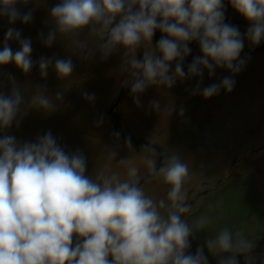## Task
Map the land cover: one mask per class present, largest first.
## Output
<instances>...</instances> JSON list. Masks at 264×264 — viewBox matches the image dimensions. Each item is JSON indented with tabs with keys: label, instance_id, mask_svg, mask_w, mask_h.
<instances>
[{
	"label": "clouds",
	"instance_id": "clouds-1",
	"mask_svg": "<svg viewBox=\"0 0 264 264\" xmlns=\"http://www.w3.org/2000/svg\"><path fill=\"white\" fill-rule=\"evenodd\" d=\"M17 3L27 0H0V16H6L9 23H29L32 13L21 14ZM229 3L249 22V42L259 45L264 41V0ZM223 8L222 0H61L50 10L54 27L43 43L51 47L60 36L75 49L91 54L94 42L104 58L123 48L125 70L132 78L131 93L139 104V94L149 86L171 88L177 79L192 76L202 80L205 69L209 76L217 68L227 69L232 76L242 71L243 39L238 28L224 22ZM86 29V37L94 36V41L81 38ZM156 30L164 35L153 48ZM9 40L18 41L20 50L13 53ZM193 41L198 42L202 55L193 59L185 73L182 64ZM141 47L145 50L138 59ZM31 51V41L9 28L0 65L14 63L28 73L33 67ZM173 61L175 70L170 73ZM50 65L53 60L49 58L39 60L42 77ZM53 66L61 79L73 72L70 59H56ZM232 76L202 91L197 84L193 94L199 92L208 99L221 89L231 92L235 86ZM61 98L58 93L56 99ZM22 102L13 81L10 95L0 94V129L11 127L14 121L19 126ZM152 103L158 110L159 103ZM30 104L44 110L55 107L40 92L31 97ZM144 151L155 153L150 147ZM107 154L115 160V151ZM117 163L127 166L126 179L115 173H101L93 179L85 175L83 155L67 153L50 132L35 143L20 144L13 136L0 138V264H208L202 249L195 255L188 253L192 234L211 223L207 216L191 225L183 219L191 209L183 191L188 164L173 154L165 156L157 168V160L145 156L147 173L170 186L167 200H155L140 186L137 167L126 159ZM206 245L213 255L228 254L219 264H238L237 256L247 257L254 247L243 232L229 228L209 238ZM246 264H252L250 258Z\"/></svg>",
	"mask_w": 264,
	"mask_h": 264
},
{
	"label": "rangeland",
	"instance_id": "rangeland-1",
	"mask_svg": "<svg viewBox=\"0 0 264 264\" xmlns=\"http://www.w3.org/2000/svg\"><path fill=\"white\" fill-rule=\"evenodd\" d=\"M60 2L17 3L21 14L32 13L27 24L21 20L9 23L6 16H0V51L6 32L13 28L21 33V39L31 41L33 62L28 73L14 63L0 65V94L10 95L14 81L23 97L19 126L14 121L11 127L0 129V138L13 136L20 144L35 143L50 132L67 153L83 155L85 175L93 179L101 173L126 179L127 166L117 163L126 159L139 169L140 186L155 200H167L170 186L147 173L144 158L156 159L159 168L161 155L163 162L165 156L176 154L189 166L183 191L191 209L183 219L190 225L201 216L211 220L205 230L192 234L188 253L195 255L200 248L208 264H219L228 254H211L206 241L229 228L243 232L254 243L247 257L237 256L238 264H246L249 258L252 264H264V41L259 45L249 42L246 32L250 24L231 6L224 12V22L241 33L244 47L240 59L245 60L242 71L232 76L227 69L217 68L209 76L205 69L202 80L192 76L177 79L171 88L149 86L139 94L137 104L130 93L132 78L125 70L123 48L104 58L94 42L90 44L91 54L75 49L71 41L60 36L51 47L44 45L43 40L54 27L50 10ZM86 35L87 29L81 38ZM86 38L90 42L95 39ZM7 43L13 53L20 50L18 41ZM151 45L155 48L152 41ZM188 47L190 54L182 64L185 73L193 59L202 55L197 42H190ZM144 50H137L138 59L143 58ZM42 57L53 60V65L56 59H70L73 72L61 79L50 65L47 76L42 77ZM175 64L173 61L170 73ZM226 76L235 80L231 92L221 89L208 99L199 92L193 94L197 84L202 91ZM38 92L51 98L55 107L44 110L31 106L30 99ZM58 93L62 97L59 100ZM153 101L159 103L158 110ZM147 147L155 153L144 151ZM109 151L116 152L115 160H109Z\"/></svg>",
	"mask_w": 264,
	"mask_h": 264
},
{
	"label": "trees",
	"instance_id": "trees-1",
	"mask_svg": "<svg viewBox=\"0 0 264 264\" xmlns=\"http://www.w3.org/2000/svg\"><path fill=\"white\" fill-rule=\"evenodd\" d=\"M222 3H223V5H224V8H223L224 12H228V11L230 10V7H231V4L229 3V0H222ZM163 35H164V34L161 33V31L156 30V32H155V34H154V36H153V38H152V42L154 43L155 46L157 45L158 41L161 39V37H162ZM195 42H196V41H195ZM197 43H198V42H197ZM130 93H131V91H130ZM113 120H114V123H115V125H116L115 117H113ZM161 164H162V155H161V160H160V165H161ZM160 165H159V166H160Z\"/></svg>",
	"mask_w": 264,
	"mask_h": 264
}]
</instances>
